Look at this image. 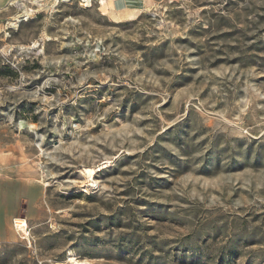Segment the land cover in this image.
<instances>
[{
	"label": "rangeland",
	"instance_id": "1",
	"mask_svg": "<svg viewBox=\"0 0 264 264\" xmlns=\"http://www.w3.org/2000/svg\"><path fill=\"white\" fill-rule=\"evenodd\" d=\"M70 256L264 264V0H0V264Z\"/></svg>",
	"mask_w": 264,
	"mask_h": 264
},
{
	"label": "bare ground",
	"instance_id": "2",
	"mask_svg": "<svg viewBox=\"0 0 264 264\" xmlns=\"http://www.w3.org/2000/svg\"><path fill=\"white\" fill-rule=\"evenodd\" d=\"M94 170L92 169V168H89L88 169V175L89 174H92V172H93ZM91 176V175H90ZM15 222H16V224H17V226L20 228V229H22V230H27V221L24 219V218H22V217H16L15 218ZM24 232V231H23ZM28 233V232H27ZM71 257V256H70ZM69 257V258H70ZM70 260L71 261H73L74 262V264H90L88 261H80V260H77L76 258H74V257H71L70 258ZM58 264H66V263H58Z\"/></svg>",
	"mask_w": 264,
	"mask_h": 264
}]
</instances>
